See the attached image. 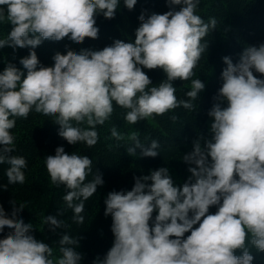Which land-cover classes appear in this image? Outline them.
<instances>
[{
  "label": "clouds",
  "instance_id": "obj_1",
  "mask_svg": "<svg viewBox=\"0 0 264 264\" xmlns=\"http://www.w3.org/2000/svg\"><path fill=\"white\" fill-rule=\"evenodd\" d=\"M136 3L124 0L129 10ZM199 3L167 0L169 11L139 15L134 43L115 40L102 50L57 52L54 65L45 67L34 51L37 46L65 37L77 44L97 39L96 17L113 19L120 0H0V22L12 25L0 48L33 49L20 60L26 75L11 63L0 73V164L9 165L8 184L25 183L27 160L11 155V130L16 118L27 119L33 111L53 117L58 135L69 145L87 148L98 143L96 128L112 116L114 105L126 110L124 119L131 125L181 107L193 111L205 84L191 80L184 100L177 98L173 81L195 75L208 47L205 37L216 28L215 18L205 22L197 14ZM223 62V84L208 112L210 139L199 136L181 158L190 175L177 184L169 168L160 167L134 177L131 190L109 192L104 215L111 216L114 241L93 264H252L249 245L264 252V43L246 47L236 63L228 56ZM157 68L167 78L149 87L153 84L143 69ZM111 136L124 139L115 127ZM127 139L131 156L137 149L142 157L160 155L156 140L146 146L137 132ZM44 163L51 183L67 190L62 199L73 222L84 224L85 201L104 184L100 174L86 182L93 161L59 146ZM10 203V218L0 206V232L12 230L0 239V264H80L77 237L64 234L61 255L54 258L53 248L32 235L33 224L19 218L24 205ZM212 206L217 207L214 214L209 213ZM43 223L52 231L65 227L51 215Z\"/></svg>",
  "mask_w": 264,
  "mask_h": 264
},
{
  "label": "trees",
  "instance_id": "obj_2",
  "mask_svg": "<svg viewBox=\"0 0 264 264\" xmlns=\"http://www.w3.org/2000/svg\"><path fill=\"white\" fill-rule=\"evenodd\" d=\"M176 7L179 10L180 6ZM169 10L167 0H137L132 10L124 5V0H120L113 19H106L102 14L96 17V26L99 28L97 39L85 38L81 44L68 37L60 41L44 40L34 51L40 65L50 67L54 65L53 56L57 52L66 54L68 50L77 53L81 49L102 50L111 46L115 40L134 43L136 29L140 25L138 17L142 12L147 16L152 13L163 14ZM197 14L205 22L215 18L216 28L205 37L208 47L194 69L195 75L187 81H173L177 98L184 100L188 99L185 93L191 90V80L200 79L205 84L199 98L193 101V111L181 107L131 125L124 119L126 110L114 105L112 116L103 125L97 126L99 140L92 148L82 143L69 145L58 135L59 125L54 123L53 117L33 111L27 119L16 118V126L11 130L15 137V150L11 155L22 156L27 160V168L24 169L26 179L22 185L8 184L6 171L9 165L0 164V186H7L6 189L0 187V206L10 218L13 210L10 202L14 200L17 206L23 204L25 209L20 212L19 218L33 224L32 235L53 248L54 258L61 255L59 240L64 234L79 239L76 250L83 257L80 264H93L97 256L104 257L114 241L111 216L104 215V200L109 192L131 190L135 183L134 177L147 175L150 170L160 167H168L177 184H182L190 175L188 165L181 158L183 154L192 151L193 141L199 136L210 139L208 121L211 117L208 112L214 103V96L223 84L221 73L226 67L223 57L228 56L236 63L246 47L264 43V0H200ZM11 29V24L0 22V39L7 38ZM31 50L30 47L15 50L8 46L0 48V73L11 63L26 75L20 60L27 57ZM143 70L152 81L153 85L149 87L158 86L167 78L162 69ZM113 127L124 136L123 140L118 141L111 136ZM132 132H137L141 143L146 146L152 140L158 141L160 155L155 158L142 157L139 149L135 156L129 155L126 149L132 146V142L127 137ZM59 146H63L69 154L75 152L93 161L92 173L86 182L91 181L95 174H100L104 181L102 186L97 187L96 193L85 201L82 213L85 222L82 225L73 222V212L62 199L67 191L65 186L53 185L46 171L44 158L54 155ZM216 211V206L209 209L210 214ZM49 215L62 220L65 227L52 231L49 225L43 223L44 217ZM155 215L154 212L153 217ZM10 231L5 227L0 232V239L5 238ZM249 247L254 257L252 264H264V252ZM236 254L241 253L237 250Z\"/></svg>",
  "mask_w": 264,
  "mask_h": 264
},
{
  "label": "rangeland",
  "instance_id": "obj_3",
  "mask_svg": "<svg viewBox=\"0 0 264 264\" xmlns=\"http://www.w3.org/2000/svg\"><path fill=\"white\" fill-rule=\"evenodd\" d=\"M211 122H212V118L208 121V126H209V128H210V124H211Z\"/></svg>",
  "mask_w": 264,
  "mask_h": 264
}]
</instances>
